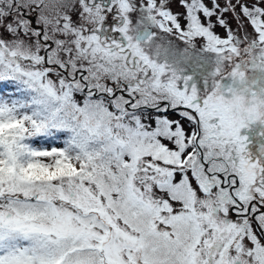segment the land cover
<instances>
[{"label": "snow or ice", "instance_id": "snow-or-ice-1", "mask_svg": "<svg viewBox=\"0 0 264 264\" xmlns=\"http://www.w3.org/2000/svg\"><path fill=\"white\" fill-rule=\"evenodd\" d=\"M0 264H264V0H0Z\"/></svg>", "mask_w": 264, "mask_h": 264}]
</instances>
